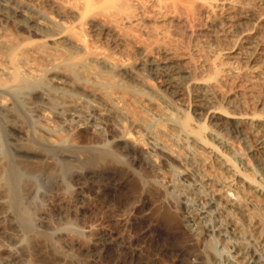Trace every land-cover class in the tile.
<instances>
[{
  "label": "bare ground",
  "instance_id": "1",
  "mask_svg": "<svg viewBox=\"0 0 264 264\" xmlns=\"http://www.w3.org/2000/svg\"><path fill=\"white\" fill-rule=\"evenodd\" d=\"M108 1L0 0V213L20 233L14 258L60 260L62 246L45 226L54 214L33 178L51 184L92 166L168 197L166 216L184 222L172 264H264V5L199 0L209 15L228 11L210 48L185 40L189 31L166 14L168 4L167 12L181 8L187 21L179 22L192 27L198 1L153 0L164 6L159 14L148 0ZM250 87L258 109L246 105ZM81 129L91 133L85 143ZM131 244L110 247L109 264H147Z\"/></svg>",
  "mask_w": 264,
  "mask_h": 264
},
{
  "label": "rangeland",
  "instance_id": "2",
  "mask_svg": "<svg viewBox=\"0 0 264 264\" xmlns=\"http://www.w3.org/2000/svg\"><path fill=\"white\" fill-rule=\"evenodd\" d=\"M148 1L151 3L149 4ZM148 1H146V2L149 5L145 2L146 8L149 6V9H147V10H149V12H151L153 14H157V12L160 11L158 9V7L162 6V8H163L164 7L163 4L167 5L170 2L168 0L169 2L166 3L165 1L162 0L164 3L160 2L163 4L159 5L158 4L159 2L157 0L156 1L158 3L154 2L155 0L154 1L148 0ZM192 1H194V2L198 1V2H196V3H198L197 7L201 6L198 8L196 7V4L194 6V8L196 9V15L193 17L197 18L198 14H199V17H198L199 20L196 18H195L196 21L194 19H192L194 21L193 22L194 25L192 26L193 28L189 27L187 24H185V21H187V20H186V16H185L186 14H184L183 9L178 8V9H176L177 10L176 11V10H172V8L170 10V7H169L170 11L167 12L168 11L167 7L170 6L169 4L166 7L167 10L165 8L164 9L166 10V14H168V13L171 14L170 12H172V11H174L173 13L177 14L176 15L177 17L174 14V20H172L173 19V15H172L173 13L171 14L172 16L171 15L169 16L171 21H173L172 24H174L176 19H177L176 24L177 25L179 24L180 28L185 27L186 30L189 31V32L185 33V35H184V38L186 37L185 40H188V41L190 40V38L187 37L190 34L189 36L192 37L190 42H192V43L196 42L198 44V43H201L203 40L205 41V39H206V41L203 42V43H206V46L208 45V47H210V46L215 47L216 45H215L214 41H217L216 42L217 45H218V43H220V41L219 40H213L211 38V32L213 34H214V31L217 34H219L221 32L220 30H221V28H223V24L225 22L224 19L227 16L228 11L226 10L227 11V13H226V11L224 10L221 13V15H223V17L221 16L220 18H218L219 16H215L216 14L215 15L213 14L214 17H217V20H216V18H214L212 14L209 15V12L207 13L204 6H202L203 5L202 1H200V3H199V0H192ZM248 1L252 2L253 0H248ZM260 1H261V3H260ZM110 2L108 1L106 4H108ZM114 2H116V1L114 0L111 3L114 4ZM194 2H193V4H194ZM253 2L254 3L259 2L260 5L257 4V6L259 5V7H262L264 5V0H256ZM117 3H118V1H117ZM152 3H155V4H153V9H152V11H150L151 10L150 6ZM201 3H202V5H201ZM261 4H263V5L261 6ZM108 6L111 7L110 4ZM110 7L108 9H110ZM156 8L158 9V11ZM200 9L202 10V12ZM198 10H200V11H198ZM197 11H198V14H197ZM161 12H163L165 14L164 10ZM178 12L182 13L183 16L180 13L178 14ZM163 13H160V14H163ZM205 13L208 14L209 16H207ZM218 13H220V12H218ZM218 13H217V15H220ZM158 14H159V12H158ZM193 14H195V13H193ZM163 15L160 16V19H162L161 17H163V19L165 20L166 23L164 22V24H162L164 21L163 19H162L163 21L158 20L159 23H157L158 21H156V20L159 19L158 15H157L158 18L156 17L157 19L155 20L156 22L155 21L153 22V20H152V23L153 24L154 23L159 24L160 25L159 28H165V25L169 22V21H167L169 18L165 19L168 16L165 17V15L164 16ZM181 16H182V18H181ZM153 17H154V15H152L151 18L150 17L149 18L152 19ZM207 17H209V18L211 17L210 19L214 22V23L213 22L212 23L215 24V25H213L214 27L213 26L211 27V24H212L211 20H208L209 18H207ZM179 18L181 19V21L185 18L184 19L185 21L182 22L184 24H181L180 23L181 21L179 22V20H180ZM212 18H214V19H212ZM221 18H222V20L220 21ZM161 21H162V23H160ZM219 21L222 25L219 23ZM150 22L151 21H149L148 24H151ZM201 22L203 24H207L208 30L206 29V27L204 28V25ZM209 22H210V24H209ZM161 25H163L164 27ZM183 25H187V26H183ZM195 25H197V26H195ZM198 25H201V27H203L204 29L203 28L200 29L201 27ZM174 27H175V25H174ZM215 27H217V29ZM218 28H219L220 32L217 31ZM205 29L207 31H204ZM195 31H196V33H198L199 36L196 35ZM193 34H194V37H193ZM178 36H181V35L179 34ZM196 37L200 38V39L202 38L201 39L202 41H199V39H198V42H197ZM207 38L209 41L207 40ZM193 41H195V42H193ZM207 41H208V43H207ZM210 41L213 42L212 45H211ZM221 43H222V41H221ZM212 47H210V48H212ZM144 84H146L144 86L147 87V89H156L155 83L153 81H150L147 79V81L144 80ZM258 87L256 86L255 88L258 89ZM251 88L252 87H250V91H248L246 93H249L252 90V93H254V95H252V93L249 95H247L246 93L244 94L245 96L247 95V97H248V99H246L245 101L247 103L251 101V103H248V104L246 103V105L248 107L250 106V108H252V109H253V107H254V109H256V107L258 109L261 106H258L257 103H259V102L255 101L256 100L255 94L257 91L256 90L253 91V89H255V88H253V89H251ZM253 96L255 97V100L252 101V99H254V98H252V99H250V98ZM247 97H245V98H247ZM252 102L254 105L252 104ZM80 132H81V133H79L80 136H82L84 138V142L83 141H81V142L85 143V142L89 141L88 138H90V136H91V133H89L90 131L88 129H81ZM86 136H88V137H86ZM232 144L235 145L234 147L237 146V148L240 149V150H238L237 148H235L238 150L239 153L242 152L241 147L238 146L237 143H232ZM232 144L230 143L231 146H233ZM9 147H10V150L13 154H17L20 152V149H17V150L15 149V151L13 150V148H15V147L17 148V146L13 145V146H9ZM78 155H81V154H78ZM243 155L244 156H242V158H244V161L248 160L247 156L245 154H243ZM248 161H246V162H248ZM95 168H97V167H92V166H89L88 168L85 167V169H88V171L90 169V171L88 173H86L85 175L84 174L80 175L79 173H75L78 175V178L76 179L77 175H74V177H70L67 174V176L64 178L59 177V180L57 178V182H55V183L52 182L53 184L52 183L50 184L49 182L48 183L46 182L44 184L45 181L43 182V180H42V182H39L38 176L33 178L34 180H37L38 183H40V184L37 183L38 186H37V189L36 188L34 189L35 192H38L39 193V194L37 193L38 195L45 193L44 195H45V197H47L45 200L46 201L45 207H47V209H49L48 210L49 213L54 214V215L50 216L52 219L47 217V219H46L47 223L45 224V226L48 225L47 228L52 227L50 231H53V233L51 232V234H54V236H55L54 240L56 241V243H58V245H60V247L62 246L61 250H59L58 248H60V247L57 246L58 247L57 249L59 251L58 252L59 253L58 258L60 260L56 263L57 264H60V263L61 264H109L110 256L108 254V251H109L108 249L110 247L117 248V246H119L118 245L119 242L122 243V240L127 239L132 243L131 245L137 251H139V253H141L143 260H145L147 264H168V263L172 264L169 261H171L173 259V255L175 254L174 250L181 247L182 241L184 239V235L181 234V232L179 231L181 228L184 227V224H182L184 222L176 221V225H174L175 224V222H173L174 220L173 221H172V219L169 220L168 216H166L167 214L170 215L172 213L171 208L168 207L167 205L165 206L167 201H169V199L167 200L168 197H165V196L161 197L163 195L159 196L158 194L153 195L155 193V191H154V193L150 192V195L149 194L146 195L143 192L139 193V192H141L140 191L141 185L136 183L135 180L131 181L130 177L124 178V176L122 174L123 172H118V173H116L115 176H111L110 178H108V177H105L106 175H103L102 172H99L98 170H94ZM147 170H149V169L146 168L144 172H147ZM96 171H98V172H96ZM72 178L74 181L71 180ZM63 180H64L65 185H67V182H68L65 180H69L68 183H70V184L67 186L68 187L71 186L70 188L73 191L72 197L70 198V200L67 196L65 198L64 194H66V193L63 191V188H62V186H64ZM47 184H48V186H47ZM79 185H80V187H79ZM46 188H47V190H46ZM60 188H62L61 191H60ZM76 188H77V190H76ZM49 189L53 190L54 192L49 190ZM45 190L48 191L47 195H46ZM56 191H58V193ZM59 191L61 194L60 196H59ZM33 193H34V191H33ZM54 194H57V196H55ZM132 194L134 196H132ZM38 195H36V196H38ZM48 195H53V197L55 196V199L52 196L49 197ZM56 197H58L57 199L62 198L63 200L62 199H61L62 201L56 200ZM146 197H148V198H146ZM67 198H68V201L66 202L65 200H67ZM47 199H48V201H47ZM160 201L164 202V203H162V204H164L163 206H165L167 208V210H170V211H167V213H166V210H165L166 208L165 207L163 208L162 204L160 205V203H161ZM48 203H49V205H48ZM73 203H75V204H73ZM160 206H161V208H160ZM163 209L165 212L163 211ZM68 210H70V212ZM64 211H65V213H64ZM169 212H171V213H169ZM51 214H49V215H51ZM1 216H3L2 213H0V219H1L0 220L1 221L0 222V230L2 229V231H0L1 232L0 233V235H1L0 236V244H1L0 258L1 259L3 258L2 260H0L1 264H2L3 260H4L3 264H5V263L6 264H19V263L20 264H28L27 259L25 261V258H27L26 255H23V254L20 255L21 258L19 256L18 260H16L14 258L15 255H14V250H13L12 246L17 241V237H19V235H18L19 231L17 232L16 230H13L11 225L7 223V222H9V220L6 219L5 217H3V219H2ZM69 217L71 219L73 218L74 221L73 222L69 221V219H70ZM67 219H68V222H70V223L66 224L65 222H67ZM2 220L5 223H3ZM49 222H51V224H49ZM56 222H57V224H56ZM72 223L75 224L76 227H74L75 225H72ZM4 224L7 226V228H6V226H4ZM68 224L70 225V227L68 228V232H67V227L69 226ZM49 225H51V226H49ZM59 225H60V227H58ZM64 226H66V230L65 231L62 230L63 231V234H62L60 229H65ZM71 226H73L74 228L72 229ZM55 227L58 228L56 233L54 232L56 229ZM70 228L73 230V233H72V230ZM6 229H7V231H6ZM8 232H10V234ZM60 233H61V235H60ZM64 233H66V234H64ZM57 234H59V235H57ZM6 238H8V239H6ZM3 239H4V241H3ZM57 239H58V241H57ZM60 241H62V242L60 243ZM8 243H10V244H8ZM56 243H55V245H56ZM67 243H68V245H67ZM9 248H11V249H9ZM68 253H70V254H68ZM64 255H65V257H64ZM21 259H22V261H21ZM10 260L12 263L10 262ZM97 260H98V262H97ZM39 263L42 264L43 262H39Z\"/></svg>",
  "mask_w": 264,
  "mask_h": 264
}]
</instances>
